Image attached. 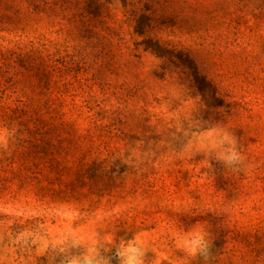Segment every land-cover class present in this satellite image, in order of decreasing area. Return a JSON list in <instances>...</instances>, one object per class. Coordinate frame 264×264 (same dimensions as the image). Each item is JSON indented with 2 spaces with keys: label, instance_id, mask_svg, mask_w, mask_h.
I'll list each match as a JSON object with an SVG mask.
<instances>
[{
  "label": "rangeland",
  "instance_id": "374dc122",
  "mask_svg": "<svg viewBox=\"0 0 264 264\" xmlns=\"http://www.w3.org/2000/svg\"><path fill=\"white\" fill-rule=\"evenodd\" d=\"M85 7L0 22V264H264V0Z\"/></svg>",
  "mask_w": 264,
  "mask_h": 264
},
{
  "label": "trees",
  "instance_id": "16d2710c",
  "mask_svg": "<svg viewBox=\"0 0 264 264\" xmlns=\"http://www.w3.org/2000/svg\"><path fill=\"white\" fill-rule=\"evenodd\" d=\"M84 1L86 3V7L84 8L85 11L94 18H101L102 9L110 2V0ZM120 1L125 2L126 0ZM73 2L78 3L80 0H0V22L5 20V23L15 24L28 19L29 16L45 15L49 19L51 25L58 26L60 28L59 30H61V27L65 23L74 21V19H72L73 16H71V4H73ZM138 33L142 34V32ZM154 44L157 46H155V48L151 46L152 50L159 56H162L160 54V48H163V45L159 43L158 40H155ZM184 61H186L191 68L194 67L193 61L188 54H185ZM192 77L195 82L197 81L195 86L198 93L203 97L207 92L212 91L211 84L199 73L197 68L192 70ZM215 92L216 91H214V93Z\"/></svg>",
  "mask_w": 264,
  "mask_h": 264
},
{
  "label": "clouds",
  "instance_id": "9594fccd",
  "mask_svg": "<svg viewBox=\"0 0 264 264\" xmlns=\"http://www.w3.org/2000/svg\"><path fill=\"white\" fill-rule=\"evenodd\" d=\"M177 246L183 248L189 256L202 255L206 249L202 236H197L191 240L177 241ZM119 257L122 264H138L134 258H131L123 251L119 253ZM96 264H99V262H96Z\"/></svg>",
  "mask_w": 264,
  "mask_h": 264
}]
</instances>
